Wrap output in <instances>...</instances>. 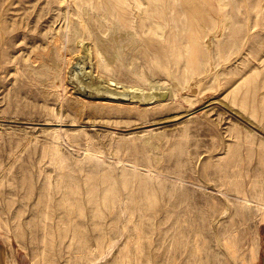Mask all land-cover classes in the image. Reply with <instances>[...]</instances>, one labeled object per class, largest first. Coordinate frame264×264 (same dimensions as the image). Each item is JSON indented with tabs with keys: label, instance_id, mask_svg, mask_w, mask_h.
Here are the masks:
<instances>
[{
	"label": "rangeland",
	"instance_id": "374dc122",
	"mask_svg": "<svg viewBox=\"0 0 264 264\" xmlns=\"http://www.w3.org/2000/svg\"><path fill=\"white\" fill-rule=\"evenodd\" d=\"M183 1L163 38L148 26L140 39L86 5L93 33L109 34L107 75L120 85L85 76L98 93L64 81L79 61L65 37L72 0H0V253L9 264H256L264 0ZM214 25L223 31L204 47ZM159 89L163 104L141 96ZM42 201L52 217L46 250Z\"/></svg>",
	"mask_w": 264,
	"mask_h": 264
},
{
	"label": "bare ground",
	"instance_id": "6f19581e",
	"mask_svg": "<svg viewBox=\"0 0 264 264\" xmlns=\"http://www.w3.org/2000/svg\"><path fill=\"white\" fill-rule=\"evenodd\" d=\"M72 2L75 5V9H73V12L71 13V15L68 19V21H69V32H68V34H66L65 37H67V40L71 38V40L74 41L75 47L78 51L79 61L76 62L75 66L68 68L67 73L69 75L65 74L66 78L64 79V81H65V83H69L70 85L71 84L75 85L76 89H78V87L83 88V90H85L84 88H88V89H91L93 91H97L98 93H99V89L97 87V84L96 83L87 84V83H85L86 80L90 79V81H93L94 79H97V77H102V78H106L105 80H101V81H105L104 83H106L107 84L106 86H108V87L112 86L115 89V88H120L119 87L120 85H118L117 82L112 80L107 75L108 72L112 71V69L110 68L111 64H112V59L107 56L108 47L105 44V40L109 38V34H107L100 27H98V29H99L98 34H99V36L102 35L101 38H99L97 35H95L93 33V31L90 29V27L88 26V24L86 22V20H87V18H86V15H87L86 14V5L90 6V10L92 11V14L94 13V15H97L96 10L98 8L103 7L105 13L111 14V16H113L114 18L118 17L117 22H120L122 27H124L125 33H129V34L132 33V35H134L138 39L142 38V34H144L146 31L145 27H148V26H150V27L153 26L154 34L158 38H163L165 36L164 33L166 31V28L169 26V23L174 19V16H172L174 6L180 5V10L178 12H182V13L185 12L186 9H188V5H186L184 3L185 1H183V0H106V2L105 1L102 3L96 2V4L92 3L91 0H79V1L78 0H72ZM125 12H127L128 15L125 16L124 15ZM149 12H152V13L154 12V15H156V16L153 18H155V19H151L149 17L145 18V14H147ZM178 16H179V14H178ZM148 20H149V24L148 23L145 24L144 21H148ZM124 22L126 25L124 24ZM214 26L210 31H214L215 33L209 34L205 38V43L203 41V43L205 44L204 47H206V46L209 47L210 38L213 36L219 37L223 31V29L221 28L220 25H216L215 27ZM115 28H116V26H115ZM72 29H74L73 34L71 32ZM75 29L79 30L78 34L75 32ZM112 39H117V36H115V37L112 36ZM148 39H149V37H148ZM154 40L155 39L153 38V41ZM62 63H63V61L58 62V65H57L58 74H59V69H60ZM88 68H90V69L87 72L86 70ZM101 74H102V76H99ZM85 76H90V77L88 79V77L85 78ZM82 78H85V80H82ZM234 83H236V82H233V84L227 89V91L229 90L228 93L232 94V95L235 94V91L237 88V86H234ZM56 84H59V83H56ZM63 84H64V82H63ZM172 84H173V86L171 89V95L174 96L180 92L182 82L175 80ZM129 91H131V90H129ZM134 91H139V89L137 88V90L135 89ZM132 92H133V89H132ZM94 94H95V92H94ZM83 95H84V92H83ZM111 95H123V96H125V94H119V93H111ZM245 95H247V91H245ZM141 96L143 97L144 101L145 100H147V101L153 100L152 102H154V103L156 102L159 104H163V102H164L163 99L165 97H166V100L169 99L168 92L164 91V90H160V89L159 90H153V92L148 94V95L147 94H141ZM133 97H135V96H132V98ZM96 98H98V97H96ZM147 174L153 175L151 170H147ZM253 196H254L253 197L254 198V200H253L254 204L260 210H262V214L264 216V197H263L262 193H260L259 190L256 189L255 194ZM69 200H70L69 195L66 193L63 194V199H62V202H60V206L61 207L70 206ZM72 200H73V198H72ZM244 201L246 204L251 203L248 200H244ZM42 202L44 204H46L44 201H42ZM232 202L235 206L237 205L236 201L232 200ZM247 206H249V205H247ZM240 208H241V205H240ZM48 209H49V204L47 203L46 205H44V208L41 211L42 218H41V223L39 224V229L42 232L41 244L43 245L45 250H46V248H52L53 247L52 227L50 225H48V221L51 220L52 217H51V214L48 211ZM16 217L19 220L20 216L17 215ZM63 224L64 223H62V225L57 224L56 232L58 233L59 238H60V235L66 234V231H67L66 230L67 227L64 226ZM138 245L139 244H137V241H136L135 248L138 247ZM100 247H101V245H100ZM0 263L1 264H9V259H8V256L6 255L5 252L0 253Z\"/></svg>",
	"mask_w": 264,
	"mask_h": 264
},
{
	"label": "crops",
	"instance_id": "0c3cea01",
	"mask_svg": "<svg viewBox=\"0 0 264 264\" xmlns=\"http://www.w3.org/2000/svg\"><path fill=\"white\" fill-rule=\"evenodd\" d=\"M256 264H264V227L260 232V246Z\"/></svg>",
	"mask_w": 264,
	"mask_h": 264
},
{
	"label": "water",
	"instance_id": "95a60500",
	"mask_svg": "<svg viewBox=\"0 0 264 264\" xmlns=\"http://www.w3.org/2000/svg\"><path fill=\"white\" fill-rule=\"evenodd\" d=\"M165 99H166V97L163 100H165Z\"/></svg>",
	"mask_w": 264,
	"mask_h": 264
}]
</instances>
